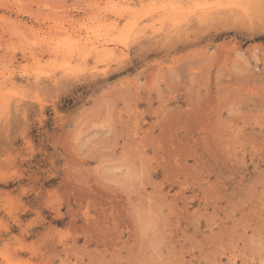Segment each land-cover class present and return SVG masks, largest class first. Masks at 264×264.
Returning <instances> with one entry per match:
<instances>
[{"label": "rangeland", "instance_id": "1", "mask_svg": "<svg viewBox=\"0 0 264 264\" xmlns=\"http://www.w3.org/2000/svg\"><path fill=\"white\" fill-rule=\"evenodd\" d=\"M0 91V264H264L262 0H0Z\"/></svg>", "mask_w": 264, "mask_h": 264}, {"label": "bare ground", "instance_id": "2", "mask_svg": "<svg viewBox=\"0 0 264 264\" xmlns=\"http://www.w3.org/2000/svg\"><path fill=\"white\" fill-rule=\"evenodd\" d=\"M151 2H155L156 0H150ZM176 4V3H175ZM177 5V4H176ZM126 8H131L129 11H132L131 3H128ZM175 9L179 8V6H174ZM191 12V11H190ZM1 92V91H0ZM2 94V93H1Z\"/></svg>", "mask_w": 264, "mask_h": 264}, {"label": "snow or ice", "instance_id": "3", "mask_svg": "<svg viewBox=\"0 0 264 264\" xmlns=\"http://www.w3.org/2000/svg\"><path fill=\"white\" fill-rule=\"evenodd\" d=\"M262 2H264V0H262Z\"/></svg>", "mask_w": 264, "mask_h": 264}]
</instances>
